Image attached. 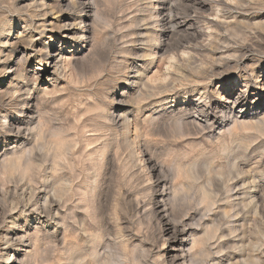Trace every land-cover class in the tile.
Wrapping results in <instances>:
<instances>
[{
  "label": "rangeland",
  "instance_id": "1",
  "mask_svg": "<svg viewBox=\"0 0 264 264\" xmlns=\"http://www.w3.org/2000/svg\"><path fill=\"white\" fill-rule=\"evenodd\" d=\"M0 264H264V0H0Z\"/></svg>",
  "mask_w": 264,
  "mask_h": 264
},
{
  "label": "bare ground",
  "instance_id": "2",
  "mask_svg": "<svg viewBox=\"0 0 264 264\" xmlns=\"http://www.w3.org/2000/svg\"><path fill=\"white\" fill-rule=\"evenodd\" d=\"M86 9V8H85ZM64 37L67 36V34L63 35ZM32 37V36H31ZM24 38V37H23ZM51 43L55 44V40L51 39ZM30 45V44H29ZM44 54L47 55L46 57H48L49 61H52V65H50V69L49 71L52 73H59V69L61 68V62H62V58H60L61 53L56 52V49L52 48L50 51H44ZM37 80V79H36ZM126 120V119H125ZM167 194V193H166ZM178 231V230H177ZM182 232V231H181ZM184 232V231H183ZM179 233V232H178ZM179 239V238H177Z\"/></svg>",
  "mask_w": 264,
  "mask_h": 264
}]
</instances>
